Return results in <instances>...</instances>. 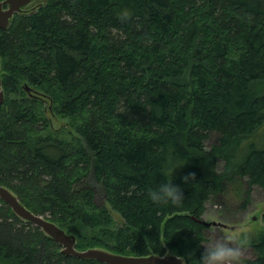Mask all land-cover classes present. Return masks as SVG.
I'll return each instance as SVG.
<instances>
[{"label":"trees","instance_id":"1","mask_svg":"<svg viewBox=\"0 0 264 264\" xmlns=\"http://www.w3.org/2000/svg\"><path fill=\"white\" fill-rule=\"evenodd\" d=\"M41 1L0 30V184L80 251L195 264L211 198L264 192V0ZM61 251L0 199V264H102Z\"/></svg>","mask_w":264,"mask_h":264},{"label":"water","instance_id":"2","mask_svg":"<svg viewBox=\"0 0 264 264\" xmlns=\"http://www.w3.org/2000/svg\"><path fill=\"white\" fill-rule=\"evenodd\" d=\"M44 5L45 2L41 0H0V30L8 29L15 15L33 14ZM5 98L0 58V107L4 104ZM0 199L12 210L19 220L25 224L39 227L48 238L62 246L61 252L65 256L77 257L82 260H94L102 264H186L184 258L170 252H166L164 256L157 254L132 256L114 253L98 247L80 251L77 249L78 238L75 234L66 231L48 218L37 215L27 209L11 189L1 184ZM200 223L206 227L220 226L228 228L227 225L218 222L200 220Z\"/></svg>","mask_w":264,"mask_h":264},{"label":"clouds","instance_id":"3","mask_svg":"<svg viewBox=\"0 0 264 264\" xmlns=\"http://www.w3.org/2000/svg\"><path fill=\"white\" fill-rule=\"evenodd\" d=\"M182 165H174L162 173L163 179L148 190V199L155 204L179 206L185 194L181 185L173 182V175ZM194 173L182 177L184 183L194 178ZM199 255L195 264H250L248 249L252 245V237L246 227L241 224L239 230L228 236H207L201 239Z\"/></svg>","mask_w":264,"mask_h":264},{"label":"rangeland","instance_id":"4","mask_svg":"<svg viewBox=\"0 0 264 264\" xmlns=\"http://www.w3.org/2000/svg\"><path fill=\"white\" fill-rule=\"evenodd\" d=\"M261 145L264 146V125L260 135ZM210 141L206 142V146ZM219 164L218 169L221 170ZM237 192L229 188L225 193L213 196L207 203L206 215L203 217L207 222H218L228 228L212 226L207 229L206 236H228L236 233L243 224L252 240L264 232V192L260 188H253L249 196H237ZM104 204L103 198L98 199ZM256 217V219H254ZM84 251V250H83ZM248 258H252V250L248 249Z\"/></svg>","mask_w":264,"mask_h":264},{"label":"bare ground","instance_id":"5","mask_svg":"<svg viewBox=\"0 0 264 264\" xmlns=\"http://www.w3.org/2000/svg\"><path fill=\"white\" fill-rule=\"evenodd\" d=\"M153 254H156V253H153ZM165 254H166V253H164V254H162V255H161V254H157V255H161V256H164ZM149 255H150V254H149Z\"/></svg>","mask_w":264,"mask_h":264}]
</instances>
